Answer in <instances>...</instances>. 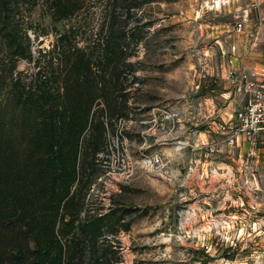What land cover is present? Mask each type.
Instances as JSON below:
<instances>
[{"label": "rangeland", "instance_id": "obj_1", "mask_svg": "<svg viewBox=\"0 0 264 264\" xmlns=\"http://www.w3.org/2000/svg\"><path fill=\"white\" fill-rule=\"evenodd\" d=\"M6 2L0 68L59 85L82 49L114 98L61 181L43 164L0 173V264H264V143L231 149L216 130L241 106L230 69L264 67V3L237 32V5L213 0ZM20 208L41 214L33 231L1 226Z\"/></svg>", "mask_w": 264, "mask_h": 264}, {"label": "trees", "instance_id": "obj_2", "mask_svg": "<svg viewBox=\"0 0 264 264\" xmlns=\"http://www.w3.org/2000/svg\"><path fill=\"white\" fill-rule=\"evenodd\" d=\"M0 4L9 12L6 0H0ZM6 36L13 47V58H31L30 50L18 36L13 33ZM69 52L71 62L67 58L68 66L59 81L63 84L59 85H53L54 81L49 78L28 86L21 76H14L16 63L9 70L0 68L1 176L11 177L18 169L43 164L50 169L52 182L61 181L63 174L58 168L61 157L64 155L67 160L78 148L94 113L95 102L100 98L102 101L114 98L108 89L105 91L100 86L84 51ZM28 210L20 208L15 215L5 217L1 226L23 233L33 231L41 214L32 210L27 213Z\"/></svg>", "mask_w": 264, "mask_h": 264}, {"label": "built area", "instance_id": "obj_3", "mask_svg": "<svg viewBox=\"0 0 264 264\" xmlns=\"http://www.w3.org/2000/svg\"><path fill=\"white\" fill-rule=\"evenodd\" d=\"M213 3L217 8L226 4L237 5L234 15L237 32L252 27L253 13H260L259 0H213ZM227 79L242 95L241 106L234 113L221 116L220 123L216 125L217 133L231 149L243 146L255 149L264 143V67L243 71L230 69ZM256 224L254 222L250 228L255 230Z\"/></svg>", "mask_w": 264, "mask_h": 264}, {"label": "crops", "instance_id": "obj_4", "mask_svg": "<svg viewBox=\"0 0 264 264\" xmlns=\"http://www.w3.org/2000/svg\"><path fill=\"white\" fill-rule=\"evenodd\" d=\"M263 1L264 0H259V11H260V14L262 13V17H263V11H262L263 10V4L262 3H264ZM258 29H259L258 34L262 33V36L264 37V22H263V20H262L261 25ZM259 36L260 35H257L256 39H259L260 38Z\"/></svg>", "mask_w": 264, "mask_h": 264}]
</instances>
